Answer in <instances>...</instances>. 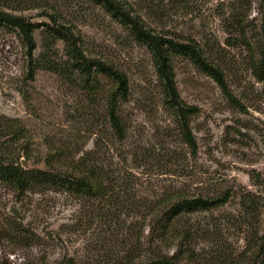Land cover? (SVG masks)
Returning <instances> with one entry per match:
<instances>
[{"label": "rangeland", "instance_id": "374dc122", "mask_svg": "<svg viewBox=\"0 0 264 264\" xmlns=\"http://www.w3.org/2000/svg\"><path fill=\"white\" fill-rule=\"evenodd\" d=\"M119 1L153 34L196 41L222 71L230 96L189 60L173 59L181 99L198 108L189 119L193 150L163 104L150 52L94 0H0V11L34 29L31 62L23 32L0 26V118L18 119L26 131L16 145L26 153L21 162L65 170L84 157L99 167L104 185L103 195L85 198L52 191L19 196L0 183V264H128L129 255L136 262L148 257L144 251L138 258L137 249L150 245L151 217L165 203L227 192L226 205L181 223L201 235L191 246L196 259L182 264H259L262 250L248 242L264 234V80L254 74L264 49V0ZM65 37L89 59L127 75L124 140L106 116L113 84L103 78L85 88L73 74ZM44 56L56 71L38 66ZM247 193L260 201L261 217L251 228L241 206ZM9 221L30 236H10Z\"/></svg>", "mask_w": 264, "mask_h": 264}, {"label": "trees", "instance_id": "16d2710c", "mask_svg": "<svg viewBox=\"0 0 264 264\" xmlns=\"http://www.w3.org/2000/svg\"><path fill=\"white\" fill-rule=\"evenodd\" d=\"M94 2L100 5L114 21L128 30L137 42L148 49L160 83L163 104L178 120L186 143L196 150L197 144L190 129L189 119L192 115L197 114L198 108L186 104L181 99L176 84L173 59L179 56L189 60L201 72L213 78L224 93L230 96L222 71L208 59L196 41L179 42L163 35L153 34L143 27L140 20L133 17L119 0H94ZM0 26L17 27L23 32L27 38L32 62L33 51L36 49L32 37L34 31L32 26L23 21L21 17L9 15L3 11H0ZM52 35L49 33L50 37ZM64 40L69 48L68 56L72 62L73 74L81 78L85 88L101 84L103 78L113 84V89L106 94L104 99L106 116L115 137L120 141L124 140L127 126L122 119L121 107L128 101L130 95L127 75L102 60L89 59L81 50L72 46L68 38L65 37ZM41 61L38 65L40 68H48L52 71H56L58 68L50 61L49 57L44 56ZM65 71V74L68 75L69 71L66 68ZM254 74L257 79L264 80V49L254 67ZM25 133L26 131L18 119L0 118V183L8 190L19 196L46 191L73 194L85 198H98L103 195L100 194V190L104 186L100 169L95 165L87 164L88 160H85L84 157L65 170L24 167L21 158L26 153L19 151L16 145L26 137ZM3 140H5L4 143ZM106 195L107 193L104 196ZM230 198L231 194L227 192L217 197L197 196L171 199L162 206L160 213L151 217L148 248L142 251L137 249L138 258H141L144 251H148V257L133 262L134 256L129 255L126 258V263L182 264L184 258L196 259L197 255L191 251V246L198 242L201 235L197 230L186 229L181 223L187 217L226 205ZM241 206L249 216V228L253 227L261 217L260 201L255 200V196H251L249 193L243 194ZM8 225L10 236L17 237L18 240L21 236H30L28 230L20 227L19 224L9 221ZM252 233L254 235V232ZM257 235L256 237L251 236L248 243L249 246L253 245V247H259L262 250L263 256L259 264H264V234ZM204 236L205 239L214 241L213 235L206 233ZM170 247H176V251L171 255L165 251ZM217 258L216 255L215 259Z\"/></svg>", "mask_w": 264, "mask_h": 264}, {"label": "water", "instance_id": "95a60500", "mask_svg": "<svg viewBox=\"0 0 264 264\" xmlns=\"http://www.w3.org/2000/svg\"><path fill=\"white\" fill-rule=\"evenodd\" d=\"M23 166H24V167H27V164H26V162H25V161H23Z\"/></svg>", "mask_w": 264, "mask_h": 264}]
</instances>
